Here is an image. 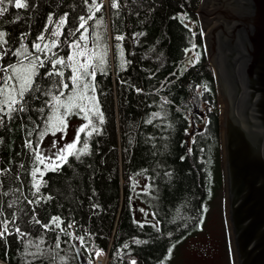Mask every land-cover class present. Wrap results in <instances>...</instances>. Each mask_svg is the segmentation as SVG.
<instances>
[{
    "label": "trees",
    "instance_id": "16d2710c",
    "mask_svg": "<svg viewBox=\"0 0 264 264\" xmlns=\"http://www.w3.org/2000/svg\"><path fill=\"white\" fill-rule=\"evenodd\" d=\"M24 2L28 7L18 9L15 0H10L8 11L0 16V28L11 34L13 46H18L21 33H28L25 43L30 51L31 41L44 31L48 13L53 20L68 13L62 43L82 14L92 15L83 0ZM117 2L118 7L113 8L111 0H97L101 6L96 18L101 20V39L108 48V72L97 74V96L105 121L88 139L89 153L81 154L80 159L69 156L59 172L45 173L47 184L39 192L38 203H29L36 195L29 175L32 154L24 147L20 119L12 122V131L0 129V220H9L11 233L0 238V264H41L32 261L28 253L34 249L26 250L23 241L35 244L42 238L43 249L56 248L52 226L43 228L53 215L74 217L79 225L76 232L86 242L81 245L73 239L67 243L68 237L61 234L56 251L58 256L68 257V264H79L75 242L88 261L96 250H102L108 253L106 264H128L132 258L137 264H160L168 258L169 246L173 250L202 224L214 161L219 175L220 171L214 75L196 17L200 0ZM88 23L93 25L95 20ZM119 34L123 38L117 40ZM185 49L193 52L194 60L199 53V59L183 63ZM62 52L67 54L66 46ZM12 59L9 53L4 62ZM194 89L205 112L194 111ZM35 103L39 107L40 101ZM161 108L164 115L153 118L152 113ZM201 115L204 124L194 129L193 119L199 120ZM80 135L82 141L85 133ZM146 184L150 186L147 192L143 190ZM157 220L160 232H171L170 238L152 227ZM16 228L27 235L18 238ZM58 256L56 264H63Z\"/></svg>",
    "mask_w": 264,
    "mask_h": 264
},
{
    "label": "snow or ice",
    "instance_id": "6c2138e0",
    "mask_svg": "<svg viewBox=\"0 0 264 264\" xmlns=\"http://www.w3.org/2000/svg\"><path fill=\"white\" fill-rule=\"evenodd\" d=\"M111 2L113 8L118 7L117 0H111ZM8 3L10 0H0V16L8 11L6 6ZM83 3L87 12L92 15L82 14L78 18L76 27L68 30L63 43L61 35L67 23L68 13L62 14L56 20H53L51 12L48 13V22L44 25V31L39 32L31 41V51L28 44L25 43L28 33H21L18 46H13L9 42L11 34L0 28V129L10 132L12 131V122L16 119L21 121L19 127L24 130V147L29 149L32 154L29 175L32 177L31 190L36 195L34 200L29 201L30 204L38 203L41 200L39 192L47 184L44 179L45 173L59 172L61 165L68 163L69 156L80 159L81 154L89 153L88 139L100 131V125L105 121V115L101 111L97 96V74L106 75L108 72V48L101 39L103 34L101 20L96 18V12L99 11L101 5L97 3V0H92L91 4H89V0H83ZM15 6L18 9H26L28 4L24 0H15ZM92 20H95V24L90 25L88 22ZM50 25L51 30L48 31ZM136 35L133 33V36ZM122 38V34L116 36L117 40ZM65 46L67 48L66 55L62 52V48ZM119 47L117 45L118 51ZM184 51L187 52L188 49ZM9 53L14 59L6 63L4 58ZM198 59L199 53H196V59L191 63H195ZM205 87L207 86L205 85ZM136 91L140 92L141 89L137 88ZM162 99L164 98L162 97ZM36 101H40L39 107H37ZM34 114H38L35 119L33 118ZM72 114L82 117L84 123L78 126L71 142L57 148V142L53 140L52 148L56 151L53 155L46 156L40 142L46 133L55 134L57 131L62 133L61 139H63V133L67 129L65 118ZM162 115H164L162 108L160 111L152 113L153 118ZM81 132L85 133L82 141ZM2 143L3 137H0V144ZM188 151L191 152L192 149L189 148ZM181 159L184 157L182 156ZM17 178H19V173H17ZM149 187L146 184L143 190L147 192ZM44 198L51 199L50 196ZM2 211L0 209V213ZM141 211L143 212L144 209ZM155 215L153 213V216ZM14 218L15 213H13ZM9 223L7 219L0 220V238L11 234L8 231ZM137 223L143 227V223ZM144 223H151V221H144ZM159 225L160 221L157 220L152 224V227L160 232ZM50 226L56 233V248L43 249L42 238L39 243L35 244L31 240L23 241L26 250L28 247L34 249L28 253L32 261L40 260L43 264L44 260H49L50 264H56L58 256L56 249L60 246L61 234L68 237L67 243H71L73 239L79 240L81 245L86 243L84 238L77 234L76 229L79 225L72 216L53 215L48 223L43 224V228L49 229ZM15 231L18 238L20 235H27V233H21L19 228H16ZM164 235L170 238L172 233L160 232V236ZM134 242L141 243L139 240ZM123 247L127 248V243ZM167 251L171 253L172 247L169 246ZM58 259L63 264H68V257L60 255ZM128 264H137V261L132 258ZM160 264L163 262L161 261Z\"/></svg>",
    "mask_w": 264,
    "mask_h": 264
},
{
    "label": "water",
    "instance_id": "95a60500",
    "mask_svg": "<svg viewBox=\"0 0 264 264\" xmlns=\"http://www.w3.org/2000/svg\"><path fill=\"white\" fill-rule=\"evenodd\" d=\"M197 13L215 75L230 259L264 264V0H201Z\"/></svg>",
    "mask_w": 264,
    "mask_h": 264
},
{
    "label": "rangeland",
    "instance_id": "374dc122",
    "mask_svg": "<svg viewBox=\"0 0 264 264\" xmlns=\"http://www.w3.org/2000/svg\"><path fill=\"white\" fill-rule=\"evenodd\" d=\"M197 16L196 12V17ZM200 34L203 40L201 30ZM204 51L206 52L205 48ZM193 60L194 54L188 49L185 53L183 63L188 65ZM207 60L214 75V69L208 56ZM195 89V93L192 96L194 111L197 113L201 111L205 112L206 106H204L199 96L196 95ZM65 119L67 121V129L63 133V139H61L62 133L57 131L55 134L46 133L43 140L40 142L41 148L44 150L46 156H51L56 151V149L52 148L53 140L57 142V148L65 143L71 142L78 126L84 123L83 118L75 114ZM202 119H204L202 115L199 120L197 118L193 119L194 129L203 126L204 122ZM210 169L211 182L209 185V198L202 224L198 230L188 233L177 243L165 262L163 261V264H232L229 255L228 236L223 212V189L221 184V172L220 175L218 174V162L216 163V161H214Z\"/></svg>",
    "mask_w": 264,
    "mask_h": 264
},
{
    "label": "built area",
    "instance_id": "2783aa9c",
    "mask_svg": "<svg viewBox=\"0 0 264 264\" xmlns=\"http://www.w3.org/2000/svg\"><path fill=\"white\" fill-rule=\"evenodd\" d=\"M107 256V251H96L91 258V264H106Z\"/></svg>",
    "mask_w": 264,
    "mask_h": 264
},
{
    "label": "flooded vegetation",
    "instance_id": "af4514ba",
    "mask_svg": "<svg viewBox=\"0 0 264 264\" xmlns=\"http://www.w3.org/2000/svg\"><path fill=\"white\" fill-rule=\"evenodd\" d=\"M214 85H215V76H214ZM215 92H216V87H215ZM216 99H217V93H216ZM217 107H218V101H217Z\"/></svg>",
    "mask_w": 264,
    "mask_h": 264
}]
</instances>
